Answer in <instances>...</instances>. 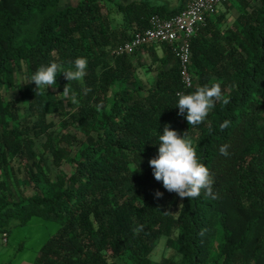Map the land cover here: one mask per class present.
Masks as SVG:
<instances>
[{
	"label": "trees",
	"instance_id": "1",
	"mask_svg": "<svg viewBox=\"0 0 264 264\" xmlns=\"http://www.w3.org/2000/svg\"><path fill=\"white\" fill-rule=\"evenodd\" d=\"M62 1L0 0V232L34 213L58 221L33 264H264V0H229L207 18L190 41V88L167 42L116 54L152 15L186 5ZM78 57L88 60L71 82L78 104L62 94L63 73L42 94L25 84ZM154 65L146 85L139 69ZM214 83L230 103L191 127L176 93ZM165 125L188 131L216 198L181 200L155 180L149 161ZM163 237L178 259L152 258Z\"/></svg>",
	"mask_w": 264,
	"mask_h": 264
},
{
	"label": "clouds",
	"instance_id": "2",
	"mask_svg": "<svg viewBox=\"0 0 264 264\" xmlns=\"http://www.w3.org/2000/svg\"><path fill=\"white\" fill-rule=\"evenodd\" d=\"M70 63L74 66L67 70H62L56 62H51L47 66L42 65L26 79L25 84L34 83L36 95L42 94L50 86L55 87L57 75L63 73L69 83L65 85L62 94L65 97L70 96L73 104H78L77 94L72 90L71 82L83 81L87 75L88 60L85 57H78ZM90 91L91 88H84L85 95ZM176 95L179 97L176 106L179 108L178 115L183 116L187 112L185 118L191 127L203 123L218 102L222 105L230 103V100L222 95L219 83L198 87L190 94L177 92ZM230 123L231 121L225 120L220 124V130L224 131ZM158 144V155L149 161L155 180L162 182L168 192L176 193L181 200L199 198L202 190L205 195L216 198L213 195V177L208 167L198 162L193 140L188 138V131L181 136L172 130L170 125H165ZM228 147L222 145L220 153L228 155ZM155 196L161 198L163 193L157 191Z\"/></svg>",
	"mask_w": 264,
	"mask_h": 264
},
{
	"label": "built area",
	"instance_id": "3",
	"mask_svg": "<svg viewBox=\"0 0 264 264\" xmlns=\"http://www.w3.org/2000/svg\"><path fill=\"white\" fill-rule=\"evenodd\" d=\"M229 0H188L186 6L171 17L152 15L150 25L116 48L117 55L133 54L143 45L167 42L179 58L183 82L187 88L193 86L190 71L191 38L201 26L206 25L207 18Z\"/></svg>",
	"mask_w": 264,
	"mask_h": 264
},
{
	"label": "rangeland",
	"instance_id": "4",
	"mask_svg": "<svg viewBox=\"0 0 264 264\" xmlns=\"http://www.w3.org/2000/svg\"><path fill=\"white\" fill-rule=\"evenodd\" d=\"M79 0H63L61 2V9L68 5H75ZM120 3H128L132 0H115ZM153 4L166 5L168 7H177L181 4V0H151ZM218 12H226L225 6H219ZM229 15V14H228ZM144 61L150 63L148 55L143 56ZM156 66L142 67L139 69L140 78L148 85L153 80ZM52 118V117H51ZM56 121L59 117L54 118ZM60 223L58 221L45 218L36 213L30 215L29 221L26 224L9 226V235L5 238L4 234L0 232V264H33L41 247L44 243L53 236L59 229ZM163 257L178 259L179 255L173 246H169L167 238L160 239L155 248L152 258L156 262H160Z\"/></svg>",
	"mask_w": 264,
	"mask_h": 264
},
{
	"label": "crops",
	"instance_id": "5",
	"mask_svg": "<svg viewBox=\"0 0 264 264\" xmlns=\"http://www.w3.org/2000/svg\"><path fill=\"white\" fill-rule=\"evenodd\" d=\"M187 2H188V0H181V4H184V5H186V4H187Z\"/></svg>",
	"mask_w": 264,
	"mask_h": 264
}]
</instances>
